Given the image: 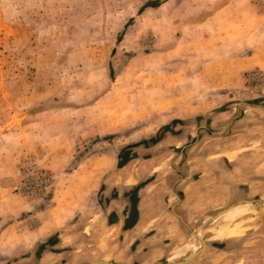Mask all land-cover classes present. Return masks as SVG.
Returning <instances> with one entry per match:
<instances>
[{"label":"rangeland","instance_id":"1","mask_svg":"<svg viewBox=\"0 0 264 264\" xmlns=\"http://www.w3.org/2000/svg\"><path fill=\"white\" fill-rule=\"evenodd\" d=\"M262 201L264 0H0V264H264Z\"/></svg>","mask_w":264,"mask_h":264},{"label":"water","instance_id":"2","mask_svg":"<svg viewBox=\"0 0 264 264\" xmlns=\"http://www.w3.org/2000/svg\"><path fill=\"white\" fill-rule=\"evenodd\" d=\"M205 246H206V242L204 241V247ZM199 252L196 255H192L191 257H189L185 261L178 262V263H171V264H188L189 262L193 261L198 256ZM92 264H111V263L110 262H96V263H92Z\"/></svg>","mask_w":264,"mask_h":264},{"label":"bare ground","instance_id":"3","mask_svg":"<svg viewBox=\"0 0 264 264\" xmlns=\"http://www.w3.org/2000/svg\"><path fill=\"white\" fill-rule=\"evenodd\" d=\"M246 202H247V203H252L251 201H246ZM260 203H262V205H264V202H263V201L260 202ZM228 211H229V209H227V210H225V211H222L221 214L227 213ZM201 242L204 244V240H203V239H201ZM200 249H201V246L199 245L198 250L196 249V250H195V253H196V251H200Z\"/></svg>","mask_w":264,"mask_h":264},{"label":"crops","instance_id":"4","mask_svg":"<svg viewBox=\"0 0 264 264\" xmlns=\"http://www.w3.org/2000/svg\"><path fill=\"white\" fill-rule=\"evenodd\" d=\"M140 210V206L137 204V211H139ZM140 223V222H139ZM136 225H140V224H138V220H137V222H135V227H136ZM201 236V235H200ZM197 237V236H196ZM205 241V240H204ZM206 242V241H205ZM191 248V247H190ZM193 251H194V249H195V247H192L191 248ZM115 263H117L116 261H114ZM119 262V261H118Z\"/></svg>","mask_w":264,"mask_h":264}]
</instances>
